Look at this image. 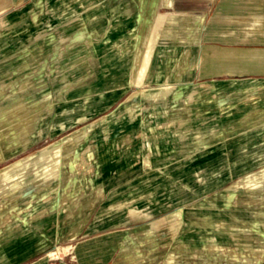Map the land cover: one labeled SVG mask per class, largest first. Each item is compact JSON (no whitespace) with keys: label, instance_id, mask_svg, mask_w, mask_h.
Returning a JSON list of instances; mask_svg holds the SVG:
<instances>
[{"label":"crops","instance_id":"crops-1","mask_svg":"<svg viewBox=\"0 0 264 264\" xmlns=\"http://www.w3.org/2000/svg\"><path fill=\"white\" fill-rule=\"evenodd\" d=\"M30 1L11 5L16 20L0 36V109L18 107L15 93L30 81L44 110L36 98L50 72L36 86L34 68L5 62L40 29L84 18L91 38L75 42L70 60L105 59L116 63L110 75H138L147 93L168 92L172 114L157 117L166 135H220L225 155L242 159L218 164V178L184 198L178 179L133 163L132 152L146 147L131 142L137 137L119 138L117 151L112 135L88 145L83 135H58L61 113V126L27 137L25 148L18 136L0 145L2 160L30 152L26 162L0 165V264H264V0L242 9L237 0ZM44 113L50 127L56 114ZM47 139L55 142L40 148ZM86 146L93 154L74 160ZM70 246L71 256L50 258Z\"/></svg>","mask_w":264,"mask_h":264},{"label":"rangeland","instance_id":"rangeland-1","mask_svg":"<svg viewBox=\"0 0 264 264\" xmlns=\"http://www.w3.org/2000/svg\"><path fill=\"white\" fill-rule=\"evenodd\" d=\"M18 1L20 0H0L4 7L0 12V36L10 34L11 23L16 20L12 13H17L19 9L11 5L21 7L26 3V0H23V3H17ZM254 1L237 0V9L247 8L251 3L254 4ZM30 2L32 3V0ZM33 2L40 4L42 0H33ZM44 4L43 2L42 5ZM23 19V17L20 18V20ZM84 20L83 18L81 21L78 20L66 27L53 30L50 26L40 29L33 37L32 43L26 45L24 50L8 56L5 62L6 67L13 68L20 65L19 67L23 69L32 67L36 70V74L31 77L36 82V86L43 75H48L49 72L50 75L45 78L47 84L45 90L36 94V100L44 102V110L34 101L35 91L31 89L36 88L29 85L30 81L23 82L18 88L19 92L15 93L22 101L18 107L11 108V105H7L0 109V145L7 137L23 135L20 126L24 122L32 121L34 130L32 129L25 138L19 137V147L25 148L28 145L27 137L42 135L48 129L52 131L61 126L57 115L64 113L67 124L58 135H83L86 138L84 142L88 145L108 142L91 138L112 135L115 139L109 141L114 144V149L118 148V144L122 142L119 138L137 137L131 142L140 143L146 147L135 153L132 152L133 163L153 169L160 179H178L180 181L178 191L184 198L188 191L191 196L198 198L203 189L197 185L201 180L208 179L210 175L211 179H217L218 164L236 163L242 157L225 155L224 150L219 147L220 135H166L169 126L161 121L164 120L163 118L157 120V117L162 114L166 116L172 114L171 109L165 104V97L169 93H147L138 86V75L126 77L110 75L107 68L115 66L116 63L114 65L101 58L83 61L70 60L75 42L81 40V37L91 38V30L88 28L86 31L81 24L82 21L85 22ZM15 30L19 35L22 32L21 27ZM9 47L10 43L4 44L5 49ZM65 69H72L74 72L69 74ZM23 78L26 79L27 75ZM148 97H151V101L145 102V98ZM44 111L51 116L56 114L50 127ZM16 132L18 135H10ZM53 142L55 141L47 139L38 146L45 147ZM158 142L165 144L162 151L149 146ZM88 148L89 146H86L84 150L78 151L77 157L74 156L73 159L77 161L85 155L91 156L93 152L88 151ZM28 158H30V152L25 151L19 155L7 156L4 160L0 159V165L21 164ZM210 169H215V171L210 172ZM187 180H194L196 187L187 188ZM165 189L167 188L162 190ZM179 206V210H182L185 205ZM70 252L71 246L61 251L56 249L49 256L51 259L58 260L66 254L71 256Z\"/></svg>","mask_w":264,"mask_h":264},{"label":"bare ground","instance_id":"bare-ground-1","mask_svg":"<svg viewBox=\"0 0 264 264\" xmlns=\"http://www.w3.org/2000/svg\"><path fill=\"white\" fill-rule=\"evenodd\" d=\"M166 96V95H165ZM164 96V97H165ZM29 108V107H28ZM27 108H25V110H26ZM31 110V109H30ZM19 112V111H18ZM20 112H21V110H20ZM36 113V112H35ZM34 113V114H35ZM14 114H16L15 112H14ZM14 116V115H13ZM28 117V116H27ZM10 118V117H9ZM18 118H19V116H18ZM8 119V118H7ZM19 120V119H18ZM32 125H33V123H32V121H28V122H24L20 127V131L23 133V135H19V137L20 138H25L26 136H28L30 133H31V131H32V129H33V127H32ZM8 126V125H7ZM11 126H9V128H10ZM2 130V129H1ZM16 130H18L17 129V127H16ZM34 130V129H33ZM6 131V130H5ZM3 133V132H2ZM17 133V132H16ZM11 137V136H10ZM8 138V137H7ZM1 142H2V140H1Z\"/></svg>","mask_w":264,"mask_h":264},{"label":"built area","instance_id":"built-area-1","mask_svg":"<svg viewBox=\"0 0 264 264\" xmlns=\"http://www.w3.org/2000/svg\"><path fill=\"white\" fill-rule=\"evenodd\" d=\"M53 258V257H52Z\"/></svg>","mask_w":264,"mask_h":264}]
</instances>
